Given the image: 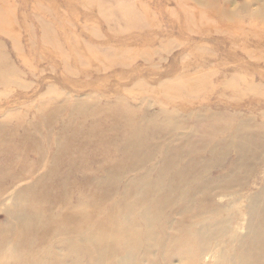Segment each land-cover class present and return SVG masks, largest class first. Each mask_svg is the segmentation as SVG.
I'll use <instances>...</instances> for the list:
<instances>
[{
    "label": "bare ground",
    "instance_id": "6f19581e",
    "mask_svg": "<svg viewBox=\"0 0 264 264\" xmlns=\"http://www.w3.org/2000/svg\"><path fill=\"white\" fill-rule=\"evenodd\" d=\"M109 102L65 101L33 121L0 122V204L8 215L0 264H206L214 249L224 251L218 241L234 235L228 225L238 220L217 198L238 194L244 172L264 156V138L243 128L245 118L216 120L202 109L164 111L158 120L144 105L135 116L124 101ZM188 117L195 125L181 138ZM159 131L168 136L152 143ZM200 147L208 160L193 159ZM232 152L230 179L205 177ZM251 199L246 233L229 240L225 261L214 253L216 264H264V188Z\"/></svg>",
    "mask_w": 264,
    "mask_h": 264
},
{
    "label": "rangeland",
    "instance_id": "374dc122",
    "mask_svg": "<svg viewBox=\"0 0 264 264\" xmlns=\"http://www.w3.org/2000/svg\"><path fill=\"white\" fill-rule=\"evenodd\" d=\"M119 100L134 107L135 116L144 105L158 120L164 111L180 117L202 109L216 120L249 119L243 128L264 138V0H0L1 123L33 121L65 101ZM187 120L189 129L180 132L186 139L195 125L194 117ZM161 131L152 143L166 139ZM199 149L193 159L208 160L210 153ZM235 158L232 152L210 165L205 177L224 184ZM254 163L238 194H218L238 220L228 225L234 235L246 233L245 205L264 188V156ZM5 207L0 204V230L8 224ZM234 235L218 241L224 261ZM213 255L206 264H216Z\"/></svg>",
    "mask_w": 264,
    "mask_h": 264
}]
</instances>
